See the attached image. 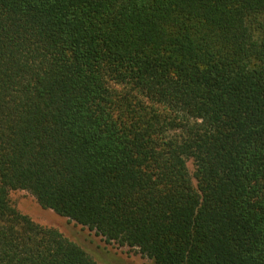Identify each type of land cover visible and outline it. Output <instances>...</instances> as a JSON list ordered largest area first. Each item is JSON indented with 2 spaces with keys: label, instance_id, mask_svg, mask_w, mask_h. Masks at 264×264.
Returning a JSON list of instances; mask_svg holds the SVG:
<instances>
[{
  "label": "trees",
  "instance_id": "obj_1",
  "mask_svg": "<svg viewBox=\"0 0 264 264\" xmlns=\"http://www.w3.org/2000/svg\"><path fill=\"white\" fill-rule=\"evenodd\" d=\"M13 191L152 264H264V0H0V264H100Z\"/></svg>",
  "mask_w": 264,
  "mask_h": 264
},
{
  "label": "rangeland",
  "instance_id": "obj_2",
  "mask_svg": "<svg viewBox=\"0 0 264 264\" xmlns=\"http://www.w3.org/2000/svg\"><path fill=\"white\" fill-rule=\"evenodd\" d=\"M146 104L151 109H159L169 121L182 119L179 114L176 115L149 99H146ZM188 168L193 174L195 168L191 161L188 163ZM10 199L23 215L42 226L57 229L64 237L84 247L100 264H152L149 258L143 257L136 249L120 247L115 243L106 244L102 238L97 237L95 232H91L88 228L60 217L53 211L42 209L36 199L26 191H13L10 193Z\"/></svg>",
  "mask_w": 264,
  "mask_h": 264
}]
</instances>
